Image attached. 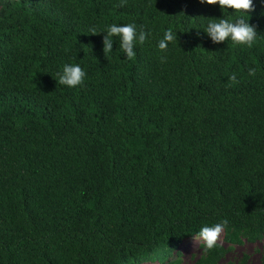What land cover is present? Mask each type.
<instances>
[{"label": "trees", "instance_id": "1", "mask_svg": "<svg viewBox=\"0 0 264 264\" xmlns=\"http://www.w3.org/2000/svg\"><path fill=\"white\" fill-rule=\"evenodd\" d=\"M253 4L248 48L212 44L202 27L222 14L197 0H0V264H183L179 246L221 220L224 245L199 242L192 264L264 248V5ZM128 22L150 40L128 60L114 38L104 57L92 30ZM166 28L177 44L162 53ZM65 63L84 69L82 86L56 82Z\"/></svg>", "mask_w": 264, "mask_h": 264}, {"label": "clouds", "instance_id": "2", "mask_svg": "<svg viewBox=\"0 0 264 264\" xmlns=\"http://www.w3.org/2000/svg\"><path fill=\"white\" fill-rule=\"evenodd\" d=\"M202 5H215L221 12L220 18H208L202 27L203 33L207 36L212 44H221L231 41L234 45L251 48L257 40V31L255 26L250 24V14L254 10L253 0H197ZM121 5L125 0H120ZM264 5V0H260ZM229 9L231 10L229 12ZM93 34L103 32L102 53L104 57L112 53L113 43L118 38L119 55L122 59L131 60L136 55V47L143 45L150 40L152 33L145 31L144 28L137 27L135 23L128 22L123 24L111 23L106 24L100 30L93 29ZM177 44V30L166 28L161 38L156 42V48L166 53L170 44ZM167 59L166 55L160 57L161 63ZM255 74L254 68H248V75ZM86 73L78 63H65L57 73V80L60 85L67 88H76L82 86ZM232 83H238L235 73L227 77ZM227 220H221L217 223L203 224L200 226L195 236L202 241L205 252L217 248L218 239L227 226ZM171 264H179V258H170Z\"/></svg>", "mask_w": 264, "mask_h": 264}, {"label": "rangeland", "instance_id": "3", "mask_svg": "<svg viewBox=\"0 0 264 264\" xmlns=\"http://www.w3.org/2000/svg\"><path fill=\"white\" fill-rule=\"evenodd\" d=\"M221 239L222 234L217 242H221ZM199 242L201 241L197 237H194L186 240L179 246L178 252L183 264H192V262L199 256ZM222 245H224V243H222ZM243 255L247 256V264H261L262 257L264 256V248L262 243H256L252 245L244 242L242 245L233 246L219 264L236 263ZM144 264L157 263L153 262Z\"/></svg>", "mask_w": 264, "mask_h": 264}]
</instances>
